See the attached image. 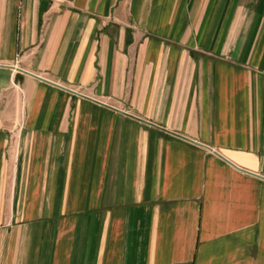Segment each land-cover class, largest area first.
<instances>
[{
  "label": "crops",
  "instance_id": "crops-1",
  "mask_svg": "<svg viewBox=\"0 0 264 264\" xmlns=\"http://www.w3.org/2000/svg\"><path fill=\"white\" fill-rule=\"evenodd\" d=\"M0 264H264V0H0Z\"/></svg>",
  "mask_w": 264,
  "mask_h": 264
}]
</instances>
